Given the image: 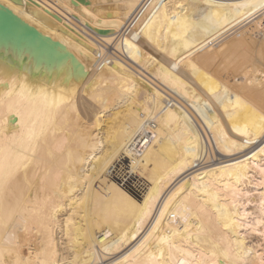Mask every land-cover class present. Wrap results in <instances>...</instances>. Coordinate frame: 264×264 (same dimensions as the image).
<instances>
[{
	"label": "bare ground",
	"instance_id": "obj_1",
	"mask_svg": "<svg viewBox=\"0 0 264 264\" xmlns=\"http://www.w3.org/2000/svg\"><path fill=\"white\" fill-rule=\"evenodd\" d=\"M0 264H264V0H0Z\"/></svg>",
	"mask_w": 264,
	"mask_h": 264
}]
</instances>
